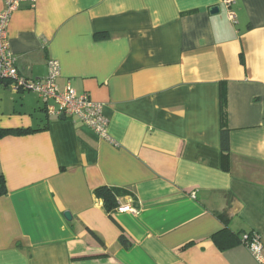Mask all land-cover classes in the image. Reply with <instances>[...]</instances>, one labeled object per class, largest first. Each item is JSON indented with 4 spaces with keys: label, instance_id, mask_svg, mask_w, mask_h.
Returning a JSON list of instances; mask_svg holds the SVG:
<instances>
[{
    "label": "crops",
    "instance_id": "crops-1",
    "mask_svg": "<svg viewBox=\"0 0 264 264\" xmlns=\"http://www.w3.org/2000/svg\"><path fill=\"white\" fill-rule=\"evenodd\" d=\"M7 39L24 78L56 62L57 88L87 94L107 127L0 83V128L40 129L0 139V264H258L212 236L264 247V0H35ZM102 187L135 212L110 218Z\"/></svg>",
    "mask_w": 264,
    "mask_h": 264
},
{
    "label": "built area",
    "instance_id": "built-area-1",
    "mask_svg": "<svg viewBox=\"0 0 264 264\" xmlns=\"http://www.w3.org/2000/svg\"><path fill=\"white\" fill-rule=\"evenodd\" d=\"M4 9L0 13V83H6L14 92L35 93L48 115L78 118L82 125L88 127L99 136H105L107 120L103 117L102 106L92 102L87 94H77L67 86L60 91L55 80L58 77V65L50 62L49 74L44 80H28L24 78L15 65V59L8 47L7 28L9 20L20 5L28 3L34 6L35 0H3ZM231 1L227 2L230 4ZM227 18L235 23V14L228 11ZM120 212L134 213L135 208L128 201L117 208ZM243 246L258 264H264V247L255 233L247 239Z\"/></svg>",
    "mask_w": 264,
    "mask_h": 264
},
{
    "label": "trees",
    "instance_id": "trees-1",
    "mask_svg": "<svg viewBox=\"0 0 264 264\" xmlns=\"http://www.w3.org/2000/svg\"><path fill=\"white\" fill-rule=\"evenodd\" d=\"M221 114H222V129L220 132V143H221L222 156L225 159L229 153V139H228L229 131L223 127L225 125V120H224L225 110H224L223 101H222V106H221ZM38 130L40 129H32V128L1 129L0 128V139L6 136L27 135V134L37 132ZM5 193H6V189H5L4 181L0 177V196L4 195ZM95 196L102 200L103 207L105 211L107 212L108 216L111 218L112 212L115 211V209L119 207L118 200H117V192L113 189L102 187V188H98L95 191ZM232 199L233 198L229 195V201L227 203V208L222 214L219 215V218L221 219V221L227 222L229 220L228 211L230 209V202ZM253 234L254 233L252 232H248L244 236L247 237V239H250V237ZM242 237H243L242 235L238 233H234L226 227L212 236V242L218 248V250L225 251L235 246H238L240 244L243 245V243L246 242V240H244ZM118 241L120 245L124 247L125 249L129 248L131 245V242L129 241L128 237L123 232H121Z\"/></svg>",
    "mask_w": 264,
    "mask_h": 264
},
{
    "label": "water",
    "instance_id": "water-1",
    "mask_svg": "<svg viewBox=\"0 0 264 264\" xmlns=\"http://www.w3.org/2000/svg\"><path fill=\"white\" fill-rule=\"evenodd\" d=\"M211 13H212V14H217V13H218V9H216V8L211 9ZM60 119L64 120L65 117L61 116ZM65 218H66L67 220H70V216H69L68 214H65Z\"/></svg>",
    "mask_w": 264,
    "mask_h": 264
}]
</instances>
